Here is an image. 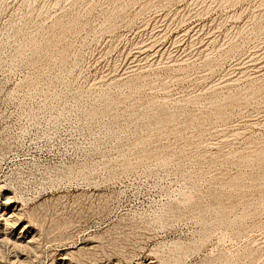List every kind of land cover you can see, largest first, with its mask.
<instances>
[{
	"label": "rangeland",
	"instance_id": "374dc122",
	"mask_svg": "<svg viewBox=\"0 0 264 264\" xmlns=\"http://www.w3.org/2000/svg\"><path fill=\"white\" fill-rule=\"evenodd\" d=\"M0 182L32 264H264V0H0Z\"/></svg>",
	"mask_w": 264,
	"mask_h": 264
},
{
	"label": "bare ground",
	"instance_id": "6f19581e",
	"mask_svg": "<svg viewBox=\"0 0 264 264\" xmlns=\"http://www.w3.org/2000/svg\"><path fill=\"white\" fill-rule=\"evenodd\" d=\"M228 1L229 0H220V2L223 3H227ZM31 45H35V41H33ZM137 79L138 77L131 80L130 84L133 85ZM249 89L253 90L255 89V86H250ZM169 120L170 118L167 117L165 121ZM10 187H12L10 186V182H0V234L1 236L4 235L3 240L6 246H8V250L15 254L13 257L8 259L10 264H32V259H37L38 255L41 253V247H43V236L44 239L46 238L45 245H48L52 242L65 243L66 241L72 242L74 240L72 239L73 234L68 232V227H70L69 225H71L72 220L70 221L67 219L68 221H62L54 217V215L52 217L50 216L49 218V209L55 205L53 204L54 200H51L52 198L45 199L43 202L36 204L29 210H25L23 207L12 208L11 204L14 202L13 199H15V196ZM14 191H17V188ZM27 202L28 201L23 199V206L27 205ZM22 220H26L27 224L25 223L24 227L21 228L22 230H20V232L17 234L18 238L12 237L11 234L14 232L16 225H18V223ZM30 227L33 228V230L29 232ZM22 234H24V236ZM26 235L27 237H25ZM90 239L97 241L101 240L102 236L95 234L91 236ZM72 244L75 245L76 242H72ZM100 245H94L92 247L82 246L80 248L76 246V248H71L72 250L65 249L62 253V256H68L70 261H76L75 264L77 262L81 263L82 261L86 262V260L95 261L96 254L98 253L97 250L102 248ZM156 247L158 248H156L153 253H150V256L154 255V259L156 260L153 259L154 256L150 257L148 255V260L151 261L148 264H157V262H159V264L166 263V259L163 255H161V253L169 252V254H174L178 251V249L182 248L180 243H174L168 246V244L165 242ZM2 251L3 249L0 245V252ZM21 253H25V258L21 256ZM54 262L55 260L52 262V264Z\"/></svg>",
	"mask_w": 264,
	"mask_h": 264
}]
</instances>
